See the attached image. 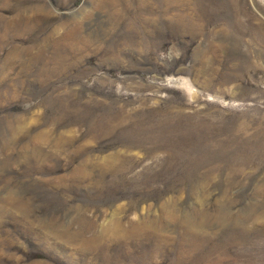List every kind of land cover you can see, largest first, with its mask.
I'll return each instance as SVG.
<instances>
[{
	"label": "rangeland",
	"instance_id": "rangeland-1",
	"mask_svg": "<svg viewBox=\"0 0 264 264\" xmlns=\"http://www.w3.org/2000/svg\"><path fill=\"white\" fill-rule=\"evenodd\" d=\"M0 264H264V0H0Z\"/></svg>",
	"mask_w": 264,
	"mask_h": 264
},
{
	"label": "bare ground",
	"instance_id": "bare-ground-1",
	"mask_svg": "<svg viewBox=\"0 0 264 264\" xmlns=\"http://www.w3.org/2000/svg\"><path fill=\"white\" fill-rule=\"evenodd\" d=\"M106 1H108V0H106ZM111 1H112V0H111ZM115 1H116V0H115ZM109 2H110V1H109ZM116 4H119V3L117 2ZM111 5H112V3H111ZM113 5H114V4H113ZM75 27L77 28L78 26L76 25ZM75 27H74V28H75ZM73 32H74V31H73ZM69 33H70V31H69ZM66 34H67V33H66ZM66 34H65V35H66ZM70 34H71V33H70ZM68 36H69V34H68ZM62 39H63V36H62ZM66 39H67V38H66ZM63 41H64V40H63Z\"/></svg>",
	"mask_w": 264,
	"mask_h": 264
}]
</instances>
